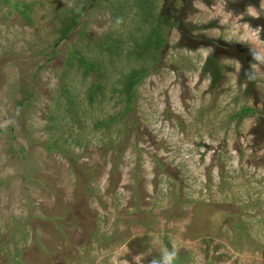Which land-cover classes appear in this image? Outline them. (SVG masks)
Wrapping results in <instances>:
<instances>
[{
  "label": "rangeland",
  "instance_id": "1",
  "mask_svg": "<svg viewBox=\"0 0 264 264\" xmlns=\"http://www.w3.org/2000/svg\"><path fill=\"white\" fill-rule=\"evenodd\" d=\"M95 6L0 0V264H264V0H162L178 26L131 101L121 59L89 105L71 53L127 34Z\"/></svg>",
  "mask_w": 264,
  "mask_h": 264
},
{
  "label": "trees",
  "instance_id": "2",
  "mask_svg": "<svg viewBox=\"0 0 264 264\" xmlns=\"http://www.w3.org/2000/svg\"><path fill=\"white\" fill-rule=\"evenodd\" d=\"M9 2V0H3ZM162 0H93L94 8L105 9L112 17L111 20L119 28L124 29L127 34H122L123 31L118 29L114 34L106 35L99 43H95L101 51L97 58H86L76 51L70 55V63L75 61L72 66H78L82 70L83 76L89 78L94 76L96 83L91 84L87 92V103L92 105L95 102L96 96L105 89L108 82L109 70L112 73L114 64L121 59L127 61H142V65L137 69H132L130 73L119 76L120 88L113 87L111 90L114 94L119 91L123 94L127 102L131 101L134 89L140 84L141 80L148 76V68L146 66L154 64L159 59V53L165 47V30L166 26L177 27L178 24L174 21H167L164 11H157L158 5ZM16 10L28 20V12L31 6L27 4H17ZM83 15V11H78L70 17H65L61 27L58 29L60 41L68 38L69 33L75 28L77 20ZM166 20V22H165ZM143 33V34H141ZM137 38V36H139ZM89 48V47H88ZM211 63V62H210ZM214 63V62H213ZM208 66L210 64H207ZM207 65L204 67L205 72ZM214 66V65H213ZM109 68V69H108ZM218 70L215 76L220 75ZM115 88V89H114ZM117 90V91H116ZM69 92L62 89V97L65 100V105L70 108L73 103L70 99ZM252 109H243L242 113L236 115L235 118H241L245 114H251ZM113 118H109V123ZM105 123V121H104ZM102 123H97L95 126L100 127Z\"/></svg>",
  "mask_w": 264,
  "mask_h": 264
},
{
  "label": "clouds",
  "instance_id": "3",
  "mask_svg": "<svg viewBox=\"0 0 264 264\" xmlns=\"http://www.w3.org/2000/svg\"><path fill=\"white\" fill-rule=\"evenodd\" d=\"M177 255L178 253L176 250L169 251L165 249L162 255V259L158 260L157 258H153L150 264H174ZM125 264H127V262H125Z\"/></svg>",
  "mask_w": 264,
  "mask_h": 264
}]
</instances>
